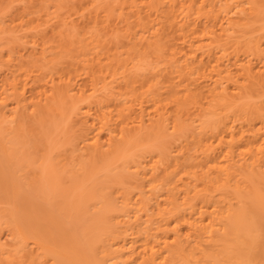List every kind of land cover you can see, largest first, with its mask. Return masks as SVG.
Here are the masks:
<instances>
[{
	"label": "bare ground",
	"instance_id": "bare-ground-1",
	"mask_svg": "<svg viewBox=\"0 0 264 264\" xmlns=\"http://www.w3.org/2000/svg\"><path fill=\"white\" fill-rule=\"evenodd\" d=\"M45 1L0 14V215L13 236L0 241V264H264V0H235L234 15L229 0H71L77 20L65 19L76 32L54 27L55 40L39 46L48 31L36 27L52 17ZM28 28L38 36L14 35ZM65 99L80 113L69 133L83 145L67 136L79 155L65 140L73 152L61 171L84 179L69 170L68 189L56 183V153L21 179L27 137L34 149L52 146L60 122L51 117ZM4 121L15 123L8 133ZM112 165L130 185L109 175ZM99 173L111 182L97 184ZM40 181L54 192L35 207ZM99 185L102 211L81 223L95 199L83 190Z\"/></svg>",
	"mask_w": 264,
	"mask_h": 264
},
{
	"label": "rangeland",
	"instance_id": "rangeland-1",
	"mask_svg": "<svg viewBox=\"0 0 264 264\" xmlns=\"http://www.w3.org/2000/svg\"><path fill=\"white\" fill-rule=\"evenodd\" d=\"M16 1H17V2H16ZM23 1H24V0H22V1H21V0H15V1H12L11 3H9V4L6 2V5L8 4L7 6H9V7H6L5 4H1L2 6L0 5V8H1V7H2V8L0 9V14H2V13L4 12L3 14H4V15H5V14L7 15V12H6V11H9V10H10L11 12L17 14L18 11L22 10V9H20V8L22 7V5H23L24 3H26V2H29V1H26V2H23ZM56 1H57V0H51V1H48V0H47V1H45L46 3H49V4L51 5V6H49V4H45V5H46V8H48L47 10H46V8H45V10L47 11V12H46V11H45V12H46V14H47V13L49 14V15L47 14L48 16H52V17L50 18V17L46 16V17H48V18L50 19L49 22H47L46 24H44V25H43L42 27H40V28H39V27H36V28H37L36 30H37V31H40V30H43V28H45V32H47V31L49 32V31H50V33L47 32V33L45 34V38L42 37V38H39V39H38L39 46H41L42 43H43L44 41H47V39H50V40L52 39L51 36L54 35V34H56V33H52L53 31L58 32V33L60 32V34H61V31L64 32L65 34H67V33H68V34H71V32H73L72 30H73V29H74V30L76 29L73 25H71L72 21L69 22L68 19H65V18H69V17H68V16H69V13H67V11H66V9H68V8H66V7H67L68 5L70 6V4H71V5L73 4V3H71V0H70V1L68 0L69 3H66V2H68L67 0H62V1H64L62 4H64V5H65V3L67 4V5L65 6V8H63L64 5H60V7H58L59 4L56 3ZM58 1H59V3L62 2L61 0H58ZM58 1H57V2H58ZM72 1H73V0H72ZM102 1H105V0H102ZM107 1H108V0H107ZM112 1H113V0H112ZM112 1L110 0L109 2H106V3H110V4H111ZM229 1H230V2H228V3H229L230 6H227V7H233V6H234L233 4H234L235 0H233V1H232V0H229ZM22 2H23V3H22ZM51 2H52V3H51ZM54 2H55L56 4H55ZM73 2H74V1H73ZM232 2H233V3H232ZM14 3H15V4H14ZM30 3H31V2H30ZM104 3H105V2H104ZM230 3H231V4H230ZM26 4H27V3H26ZM112 4H113V2H112ZM20 5H21V6H20ZM31 5H32V4H31ZM47 5H48L49 7H47ZM3 6H4V7H3ZM23 6H24V5H23ZM56 6H57V8H56ZM61 6H63V7H61ZM69 6H68V7H69ZM19 7H20V8H19ZM7 8H8V9H7ZM30 8H31V9H32V8L35 9L36 7H33V6H32V7H29V9H30ZM234 8H235V7H233V9L231 8V11H230V8H229V10H228V11H229V14H231L232 11H235V10H236V8H235V9H234ZM12 9H13V10H12ZM17 9H18V10H17ZM103 9H104V7H103ZM2 10H3V11H2ZM59 10H60V11H59ZM58 11H59V12H58ZM69 11L72 12L71 15H72L73 17L69 18V19L72 20V19L75 17V15H74L75 12H74V11H76V10H75V9H69ZM1 12H2V13H1ZM5 12H6V13H5ZM38 12H39V11H38ZM38 12H37L36 14H34V15H38ZM101 12H102V11H101ZM103 12H104V10H103ZM73 13H74V14H73ZM232 13H233V12H232ZM56 14H57V15H56ZM102 14H104V13H102ZM231 15H232V14H231ZM233 15H234V13H233ZM66 16H67V17H66ZM76 16H78V15H76ZM46 17H45V18H46ZM113 17H114V16H113ZM48 18H47V19H48ZM116 18H117V17H116ZM36 20H37V19H36ZM55 20H56V21H55ZM67 20H68V22H67ZM73 20H75V19H73ZM76 20H77V19H76ZM76 20H75V21H76ZM115 20H116V19H115ZM65 21H66L67 23H65ZM31 23H32V22H31ZM31 23H30V24H31ZM55 23H56V24H55ZM68 23H69V24H68ZM74 23H75V22H74ZM65 24H68V25H65ZM72 24H73V23H72ZM100 24H102V23H100ZM31 25H32V27L35 26V25H33V23H32ZM31 25H30V26H31ZM98 25H99V24H97V27H98ZM119 25L123 27V23H119L118 26H119ZM90 26H91V25H90ZM99 26H100V25H99ZM101 26H103V25H101ZM101 26H100V27H101ZM54 27H55V29H57V30H55ZM94 27L96 28V26H94ZM100 27H98V28L100 29ZM38 28H39V29H38ZM46 28H47V29H46ZM77 28H78V27H77ZM95 28H93V29H95ZM98 28H96V29H98ZM103 28H104V26H103ZM103 28H101V29H103ZM120 28H121V27H120ZM53 29H54V30H53ZM78 29H79V28H78ZM101 29H100V31H101ZM104 29H105V28H104ZM36 30H35V28H33V29H32V28H31V29L28 28V29L26 30L27 32H26V31H20V32L17 31L18 33L15 32L14 35H18V36H20V35L23 34V33H27V35H28L27 37L30 38V35H31V37H32V35L35 36V34L38 36V34L36 33V32H37ZM52 30H53V31H52ZM63 30H65V31H63ZM105 30H106V29H105ZM33 31H34V32H33ZM51 31H52V32H51ZM98 31H99V30H98ZM100 31H99V32H100ZM74 32H76V31H74ZM74 32H73V33H74ZM101 32H102V31H101ZM33 33H34V34H33ZM73 33H72L71 35H73ZM49 34H50V37H51V38H47V37L49 36ZM51 34H52V35H51ZM62 34H63V33H62ZM65 34H64L62 37L66 36ZM11 35H12V34H11ZM14 35H13V36H14ZM46 35H47V36H46ZM56 35H58V34H56ZM27 37H24V38H27ZM53 37H54V36H53ZM56 37H57V36H56ZM60 37H61V35H60ZM66 37H67V40H69V38L72 37V36L69 37V35H68V36H66ZM68 37H69V38H68ZM9 38H11V37H9ZM46 38H47V39H46ZM57 38H58V37H57ZM22 39H23V38H22ZM53 39L55 40V37H54ZM53 39H52V40H53ZM58 39H59V38H58ZM65 39H66V38H65ZM72 39L75 40L74 37H72ZM72 39H71V40H72ZM9 40H11V39H9ZM62 40H63V39H61V41H62ZM59 41H60V39H59ZM59 41L56 40L55 44H56L57 42H59ZM69 41H70V40H69ZM70 42L73 43V41H70ZM66 43H68V42H66ZM72 43H71V45H72ZM46 45H48L49 47L52 46V48H54V47H53V46H54V45H53V42H49V41H48V44L45 43V47H47ZM56 45H57V44H56ZM74 46H75V45H74ZM49 47H47V49H49ZM70 47H71V46H70ZM50 48H51V47H50ZM73 48H74V47H73ZM47 49H46V50H47ZM69 50H70V49H69ZM73 50H74V49H73ZM49 52H50V51H49ZM74 52H75V51H74ZM74 52L69 51V53H67V54H65V55H67V57H69V56L73 55ZM70 53H71V55H70ZM49 54L52 55L51 52H50ZM74 55H75V54H74ZM255 61H256V60H255ZM157 62H159L160 65L164 63L163 61L160 62V61H157V60H155V59H153L151 63H152V64H156ZM84 74H85V73H84ZM79 76L83 78L85 75L81 74V75H79ZM79 76L76 77V78H77V79H76V82L81 83V82H82V79L80 80V79H79V78H80ZM78 77H79V78H78ZM0 79H1V78H0ZM0 82H1V81H0ZM74 82H75V80H74ZM87 93H89V92H87ZM28 94H30V93L28 92ZM99 95H102V94H99ZM99 95H97V98H98ZM94 96H96V95H94ZM94 96H93V97H94ZM97 98H96V99H97ZM105 98H106V97H101V96H100V99H105ZM94 99H95V98H91V101H94ZM96 99H95V101H96ZM123 99H125L124 96H123V98L121 97L120 100L123 102ZM65 100H66V101H64L63 103H66V102H67V103L64 104V105L62 104V107L65 106V108H63V109H66V110H64V114H62L63 112H61V111H62V110H61L62 107H61V108H59V109H60L59 111H56V110H55V111L58 112V113H53V115H52V117H51V119H53L54 123H55V122H60V125H59L60 127L58 128V129L60 130V131L58 130V131H59V133H58L59 135H58L57 133H56L57 135H55V132H57V131H55V132L53 133L54 135H51V134H50L51 137H52V136L55 137V138H51V141H54V142H52V143H53L52 146H50V145L47 146V145H46V146H42V149H40V148L38 149V148H37V147H38V144H37V147H35V149H34V146H32V144H33L32 142H35V143H36V140L34 141V139H31V140H33V141H31V140H29L30 137H27V136H26L27 138H29V139H27V141L29 140V141L27 142V141L25 140V137L23 136V137H24L23 139L26 141L27 144H28L29 142L31 143V144L29 143V145H31V147L29 146L30 150H28V146H27V144H26V145H22V144H21V145H22L21 147H23V146H27V147H25V148H27V150H28V152H29V153H28V152H25L26 149L24 150V147L22 148V149L24 150L23 152L26 154V156H25L24 153H21L22 156L24 155L23 157L21 156V159L26 160V161H25L26 163L24 162V165H25L24 169H23V166H24V165H23V164H19L20 167L22 166V167H21V169H22L21 171H23V172H21V171L19 170L20 172H18V174H20V176L22 175L21 179L24 178L25 174L28 175L30 172H32V173H33V172L37 173L36 170H37V171H40V169H39V167H40V166H39V162H40L42 159L44 160V159L46 158L47 161H48L49 159L52 160V159H54L53 156H56L57 154H59V155H58V158H59V159H58V158H55V159H54L55 161L52 160L51 163L55 164V167H54V166H52V167H53L54 170L56 169V170H55L56 173H57V172L59 173L61 180L59 179V177H58L57 174H55V177H53L52 179H54V181H55L56 183H58V184H60V183L62 182L63 184L66 185V186H65V185H63V186H65L66 189H68V188H67V185L70 183V182L67 183V179H66V178L68 177V174H69L68 171L71 170V172H70V171H69V172H70L71 175H72V174H74V172H73L74 170L71 168L72 166L70 167L71 169L69 168V170H68V168H66V170H65L64 172H62L61 169L63 170V168H64L63 166H64V165H65V166L67 165V164L65 163V161H66V159H68V158H66V157H68V156L70 157V154H72V152H73V151H72V152L69 151V149H71L72 147H74L75 145H77V144H79V143H82V141L79 142V143H78V142L76 143V142H75L76 140L73 141V138H74L73 135L70 134L72 130H74V129H75V130L78 129V124H79V121H78V120L81 119V116L79 115L80 113L76 112V111H78V110H76V108L74 109L73 101H70V100H68V99H65ZM95 101H94V103H95ZM74 103H75V101H74ZM104 103H105V102H104ZM109 103H110V102H106V104H108V105H107L108 107H109ZM60 104H61V103H60ZM110 104H112V103H110ZM110 106H111V105H110ZM112 106H113V105H112ZM106 109H107V108H106ZM109 109H110V110H114L113 107H112V108H111V107L108 108V110H109ZM59 112H60V113H59ZM114 112H115V111H114ZM51 113H52V112H51ZM76 113H78V114H76ZM49 115H51V114H49ZM49 115H48V116H49ZM78 117H79V118H78ZM46 119H47V118H46ZM48 120H49V118H48ZM80 121H81V120H80ZM7 122H8V121H7ZM7 122H5V121L3 122V123H6V124H4L5 126L3 125V126H4V127H3L4 130H6L5 133H8V129H9L12 125L15 124V123H13V124H7ZM9 122H10V121H9ZM61 127H62V128H61ZM60 128H61V129H60ZM69 132H70V133H69ZM72 133H73V131H72ZM69 134H70V136L72 135V139H70L71 141H70L69 138L67 137V136H69ZM8 136H10V135H8ZM65 137H67V139H65ZM166 137H167V138H166ZM166 137L164 136L165 139H168L169 136H166ZM20 138L22 139V136H21ZM70 138H71V137H70ZM103 138H104V137H103ZM18 139H19V138H18ZM21 139H19V140L22 141L23 139H22V140H21ZM53 139H54V140H53ZM139 139H141V136H140ZM162 139H163V138H162ZM65 140H68L67 142H69V141L72 142V141H73L72 143H74L75 145H74V144L72 145V144H70V142H69L68 144H70V146L72 145V147H70L69 145L66 144V141H65ZM103 140H105V139H103ZM163 140H164V139H163ZM142 141H143V140H142ZM142 141H141V143H142ZM161 141H162V140H161ZM143 142H145V141H143ZM146 142H147V141H146ZM35 143H34V144H35ZM24 144H25V143H24ZM143 144H145V143H143ZM35 145H36V144H35ZM55 145H56V146H55ZM82 145H83V143H82V144H79V146H78V145H77V146H78V147H82ZM146 145H147V144H146ZM146 145H145V146H146ZM148 145H149V144H148ZM77 146H75V149H74V150L76 151V152L74 151L75 154L73 153L74 155H73V154L71 155V156L73 157V159H75L76 156L79 155V154H77V153H78V152H77L78 150H77V148H76ZM145 146H144V147H145ZM21 147H20V149H21ZM44 147H45V148H44ZM46 147H48V149H51V152H50V150H48ZM144 147H143V148H144ZM146 147H147V146H146ZM43 149H44V151H43ZM72 149H73V148H72ZM146 149H147V148H146ZM27 150H26V151H27ZM47 150H48V153H47ZM82 150H83L82 153L86 152L85 149H82ZM68 151H69V153H67ZM80 151H81V150H80ZM70 152H71V153H70ZM46 153H47V156H48V157H49V155H50L49 158H47L46 156L43 155V154L46 155ZM55 153H56V155H55ZM66 153H67L68 155H66ZM27 154H28V155H27ZM30 154H31V155H30ZM51 154H52V155H51ZM76 154H77V155H76ZM34 155H35V156H34ZM40 155H41V156H40ZM42 155L44 156V158L42 157ZM30 156H31L32 158H31ZM74 156H75V157H74ZM25 158H26V159H25ZM27 158H28V159H27ZM40 158H42V159H40ZM64 158H65V159H64ZM70 158H71V157H70ZM19 159H20V158H19ZM21 159H20V162H23V161H21ZM29 159H30V160H29ZM38 159H39V161L36 162L35 160H38ZM57 159H58V161H57ZM73 159H72V160H73ZM31 160H32V161H31ZM43 160H42V161H43ZM50 160H49V162H47V164H51V163H50ZM72 160H71V162H72ZM28 161H29V162H28ZM56 161L58 162V164H57ZM63 161H64V162H63ZM69 161H70V160H69ZM69 161H68V164H69V163L71 164V162H69ZM20 162L18 161V163H20ZM27 162H28L29 164H27ZM31 162H32V165L30 164ZM59 162H61V163H59ZM62 162H63V163H62ZM73 162H74V161H73ZM73 162H72V163H73ZM64 163H65V164H64ZM98 163H99V162H98ZM53 164H52V165H53ZM115 165H118V164H115ZM115 165H112V167L115 166ZM26 166H27V168H26ZM61 166H62L63 168H62ZM69 166H70V165H69ZM28 167H29V168H28ZM32 167H34V168L32 169ZM36 167H37V168H36ZM67 167H68V166H67ZM109 167H111V166H109ZM109 167H108V168H109ZM115 167H116V166H115ZM117 167H119V166H117ZM30 168H31V169H30ZM50 169H51V168H50ZM53 169H52V170H53ZM109 169H110V170H108L109 175L112 174V176H113V177L111 176L112 178H116V179L118 178V179H119V180H118L119 183H120V180H121V179H120L121 176H123V175L126 176V174H127V172H126V171L123 172L121 168H119V169L117 168V169H116V168L113 167V168H109ZM112 169H113V170H112ZM114 169H115V170H114ZM28 170H29V171H28ZM31 170H32V171H31ZM52 170H51V171H52ZM59 170H60L61 172H60ZM117 170H118V171H117ZM120 170H121V171H120ZM27 171H28V172H27ZM51 171H50V170L47 171V174H48L47 177H48V176L52 177V176H53V173H55L54 171H52L53 173H52ZM113 171H114V172H113ZM116 171H117V172H116ZM65 172H67V173L65 174ZM118 172H119V174H118ZM120 172H122L121 175H120ZM125 172H126V174H125ZM32 173H30V174H32ZM35 173H34V174H35ZM108 173H106V176L108 175ZM76 174H77V173H76ZM117 174H118L119 177L117 176ZM128 174H129V173H128ZM32 175H33V174H32ZM56 175H57V177H56ZM71 175H69V176H71ZM100 175L103 176L104 174L99 173V175H97V178H98V176H100ZM115 175H116L117 177H115ZM129 175H130V174H129ZM28 176H31V175H28ZM74 176H75V174H74ZM76 176H78V177L81 178V179H84V177H82V175L79 176V174H77ZM76 176H75V177H76ZM83 176H84V175H83ZM92 176H93V177H90V178H92V179L95 178L94 175H92ZM124 176H123V179L121 180V183L124 182V183H125V186L127 187L128 184L130 185V181H129V179H128V182H129V183H128L127 185H126V182H125V181H127L126 179H127V177L129 178V176H126V177H124ZM130 177H131V176H130ZM73 178H74V177H73ZM76 178H77V177H76ZM76 178H74V179H76ZM79 178H78V179H79ZM99 178H100V179H99ZM99 178H98L97 181L95 180L97 184H98V183L100 184V183L102 182V181H100V180H101V176H100ZM108 178H109V177H107L106 179H108ZM125 178H126V179H125ZM58 179H59V180H58ZM70 179H71V178H70ZM74 179H72V180H73L72 183H74V182L76 181V180L74 181ZM78 179H77V181H78ZM92 179H89V183H90V182L92 183V181H91ZM104 179H105V178L103 177L102 180L105 181ZM124 179H125V180H124ZM24 180H25V179H23L22 182H23ZM68 180H69V179H68ZM108 180H110V178H109ZM59 181H60V183H59ZM70 181H71V180H70ZM93 181H94V180H93ZM95 181H94V182H95ZM106 181H107V180H106ZM106 181H105V182H106ZM114 181H115V180H114ZM118 181H117V182H118ZM65 182H66V183H65ZM85 182H86V181H85ZM94 182H93V183H94ZM105 182H104V183H105ZM107 182H111V181H107ZM39 183H40L39 185H41V187L43 188V190L41 189V191H39V190L37 189L38 192L34 191V196L36 197V199L34 198L35 201H33L34 203H33L32 205H33V206L35 205V207H36V206L38 207V205H41V203H42V205H43V203L45 202V196H41V195H43V194L45 195V191L48 190V192L51 193V194L54 192L53 189L50 190V188H51V186H52V185L50 186V182H49V187H48L49 189H47L46 187H44L45 185H43V184H45V183L42 184L41 181H40ZM51 183H52V182H51ZM62 183H61V184H62ZM77 183H78V182H77ZM81 183H82V182H81ZM89 183H86V185H88ZM96 183H95V184H96ZM104 183L102 182V186H103ZM112 183H113V182H112ZM121 183H120V184H121ZM124 183H123V185H124ZM36 184H37V183H36ZM70 184H71V183H70ZM114 184L117 185L118 183L114 182L112 185H114ZM23 185H24V184H23ZM39 185H38V186H39ZM42 185H43V186H42ZM54 185H55V184H53V186H54ZM86 185H85V186H86ZM89 185L92 187L93 184H92V185L89 184ZM106 185H107V184H106ZM108 185H111V184H108ZM112 185H111V186H112ZM116 185H114L113 188H111L112 190H111V189H108V190H107L105 185H104V188H103L101 185L97 186V187L95 188V191H93V190H89V191H85V190H83L85 195L90 196V195L94 194V195H95L94 198H95L96 200H95V199H93L92 201L90 200L91 202H90V201H89V202L86 201V202H88V204H85V205H87L88 207H87V208H86V207H83V209L86 208L87 210H89V211H87V212H90V215H89V213L86 212V209H85L84 211L86 212V217L84 216L85 219H83V217H82V219H79V221H80V220H81V221L84 220L83 222L88 221L87 223H89V222L91 223V221H92L91 218L94 219V218L92 217L93 215H91V212H93L94 210H95V211H96V210H98V211L101 210V211H102V207H100L102 203L100 204L101 201H100V202L98 201V199H99L98 197L100 196L99 192L102 191V190H101L102 188L104 189V192H105V190H107V191H111V192H112L113 190H116V188H115ZM118 185H119V184H118ZM25 186H26V185H24V188H26ZM68 186H69V185H68ZM111 186H109V188H110ZM36 187H37V186H36ZM39 187H40V186H39ZM54 187H55V186H54ZM56 187H57V186H56ZM73 187H74V186L72 185V188H73ZM75 187H76V186H75ZM83 187H84V186H83ZM93 187H94V186H93ZM101 187H102V188H101ZM61 188H63V187H61ZM69 188H70V187H69ZM78 188H80V186H78ZM81 188H82V187H81ZM81 188H80V189H77V190L75 189V190L73 191V193H75V192L78 191V190H79L78 192H81V191H82ZM86 188H87V187H86ZM107 188H108V187H107ZM117 188H118V187H117ZM46 189H47V190H46ZM73 189H74V188H73ZM83 189H84V188H83ZM90 189H92V188H90ZM34 190H36V189H34ZM80 190H81V191H80ZM96 190H97V192H96ZM50 191H52V192H50ZM58 191H59V190H58ZM62 191L65 192V191H67V190L63 189V190H61V192H62ZM59 192H60V191H59ZM61 192H60V193H61ZM104 192H103V193H104ZM67 194L70 195L71 192H68ZM77 194H78V193H77ZM62 195H63V194H62ZM78 195H79V194H78ZM78 195H77V196H78ZM98 195H99V196H98ZM39 196H40V197H39ZM75 196H76V195H75ZM37 197H38V198H37ZM42 197H43L44 199H43ZM60 197H62V196H60ZM60 197H58L57 199H59ZM73 197H74V196H73ZM73 197H72V198H73ZM79 197H80V196H79ZM41 198H42L44 201H43ZM70 198H71V196H70ZM100 198H101V196H100ZM34 199L32 198V200H34ZM49 199H50V198H49ZM49 199H48V200H49ZM66 199H67V198H66ZM78 199H79V198H78ZM78 199H77V200H78ZM80 199H81V198H80ZM36 200H38V201L36 202ZM50 200H51V199H50ZM67 200H68V199H67ZM69 200H71V199H69ZM87 200H88V199H87ZM24 201H25V203H26L27 200H24ZM39 201L41 202L40 204H38ZM59 201H62V202H60V203H64L65 200H63V199L60 200V199H59ZM31 202H32V201H31ZM35 202H36V204H35ZM52 202H54V204L57 203V204H55V205H58L59 208H60V207H65L64 204L61 206V205L59 204L58 201H57V202H56V201H53V198H52ZM70 202H71V201H70ZM75 202H76V201H75ZM93 202H94V204H92ZM95 202H98V203H95ZM111 202H112V201H111ZM116 203H118V200L116 201ZM73 204H76V203H73ZM82 204H83V202H82ZM69 205H70V204H69ZM98 205H99V206H98ZM117 205H118V204H117ZM71 206H72V205H71ZM91 206H92V208H91ZM93 206H95V207H93ZM73 207H74V206H73ZM80 207H81V206H79V209H80ZM89 207H90V208H89ZM76 209H77V208H76ZM79 209H78V210H79ZM83 209H82V210H83ZM71 211H73V210H71ZM71 211H70V212H71ZM75 211H76V210H75ZM84 211H83V212H84ZM95 211H94V212H95ZM79 212H80V211H79ZM94 212H93V213H94ZM96 212H97V211H96ZM99 212H100V211H99ZM99 212H98V213H99ZM72 213H73V212H71V214H70V217H71V218H69V219H72V216H71ZM93 213H92V214H93ZM102 213H103V212H102ZM87 214H88V215H87ZM94 214H95V213H94ZM96 214H97V213H96ZM77 215H79V214H77ZM97 215H98V214H97ZM99 215H100V214H99ZM102 215H103V214H102ZM2 216H3V215H0V218H3V220H2L1 223H0V226L2 225V226H1V227H2V230H1V233H0V241H1L2 243H6V242L8 243V242L11 241V243H12V242H13V239H12L13 236L8 232L9 229L7 228V225H6L7 223H6V224L3 223V222H4V218L6 219L5 222H8V221H9V220L7 221L8 217H5V216L2 217ZM74 216H75V215H74ZM80 216H81V215H80ZM88 216H89V217H88ZM90 216H91V217H90ZM78 217H79V216H78ZM78 217H76V218H78ZM94 217H96V216H94ZM98 217H100V216H98ZM98 217H97V218H98ZM102 217H103V216H101V218H102ZM74 218H75V217H73V219H74ZM79 218H81V217H79ZM87 218H89V219L87 220ZM98 219H99V218H98ZM0 220H1V219H0ZM89 220H91V221H89ZM109 220H110V219H109ZM70 221H71V220H70ZM73 221H74V220H73ZM75 221H76V220H75ZM77 221H78V220H77ZM81 221H80V222H81ZM100 221H101V220H100ZM71 222H72V221H71ZM83 222H81V223H83ZM94 222H95V221H94ZM109 222H110V221H109ZM75 223H76V222H75ZM90 223H89L88 225H91ZM96 223H97V222H96ZM78 224H79V223H78ZM84 224H85V223H84ZM92 224H93V223H92ZM3 225H4L5 227H4ZM74 225H76V224H74ZM80 225H81V224H79L78 227L83 228V227L80 226ZM85 225H87V224H85ZM95 225H96V224H95ZM1 227H0V228H1ZM76 227H77V225H76ZM78 227H77V228H78ZM88 227H89V226H88ZM5 228H6V229H5ZM77 228H76V229H77ZM85 228H86V227H84V229H85ZM7 229H8V230H7ZM84 229H83V230H84ZM77 230H79V229H77ZM83 230H82V231H83ZM84 231H85V230H84ZM87 231H88V230H87ZM89 231H91V230H89ZM77 232H78V231H77ZM79 233L82 234V232H79ZM89 233H90V232H89ZM86 235H87V234H86ZM88 235H89V234H88ZM90 236H91V234H90ZM90 236H89V237H90Z\"/></svg>",
	"mask_w": 264,
	"mask_h": 264
}]
</instances>
